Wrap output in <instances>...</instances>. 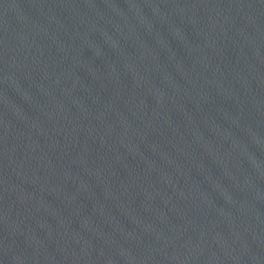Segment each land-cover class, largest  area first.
Listing matches in <instances>:
<instances>
[{"label":"water","instance_id":"1","mask_svg":"<svg viewBox=\"0 0 264 264\" xmlns=\"http://www.w3.org/2000/svg\"><path fill=\"white\" fill-rule=\"evenodd\" d=\"M0 264H264V0H0Z\"/></svg>","mask_w":264,"mask_h":264}]
</instances>
